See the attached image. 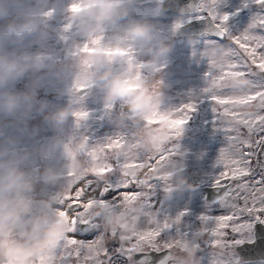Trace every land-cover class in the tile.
Listing matches in <instances>:
<instances>
[{
    "label": "rangeland",
    "instance_id": "1",
    "mask_svg": "<svg viewBox=\"0 0 264 264\" xmlns=\"http://www.w3.org/2000/svg\"><path fill=\"white\" fill-rule=\"evenodd\" d=\"M165 0H135V3L130 6V17L147 21L153 26L154 41L151 46V51L154 52L159 44L171 46V52L166 60L160 61L157 68L164 65L160 71L142 69V74L146 77L150 90L158 98H162L159 110L155 117L149 122V127H160L165 133V142L163 149L160 151L149 150L142 142L141 134L146 126L143 122L134 123L126 120L124 125H119V116L127 109L116 104L112 109H104L99 102V93L95 89L89 94L82 97L75 119L69 118L65 125V132L62 137V143L59 148L54 149V156L51 159H44L40 156L34 157L32 166L42 167L44 164L55 167L58 171L64 169V165L68 163L69 156L78 161L79 170L77 172L64 171L57 186L52 191H60L69 196L70 201L73 193V188L79 182L72 183L68 187L69 181L73 180L76 173L89 170V152L94 153V148L91 144L101 141L105 148L112 145L114 139L124 137L128 144L133 145L129 161V167L126 169L128 177L135 183L147 189L153 184H157L154 191H149L148 200L151 208H146L145 211H150L156 214L157 218L175 219L181 213L184 215L181 218L180 230L182 233L187 232L189 236L180 239L177 248L171 249L174 260L172 264H188L185 254V249L188 246L197 249L196 260L198 264H264V262L246 263L236 252V248L246 242L255 240L254 228L260 222L255 218L245 216V222L252 224V229L249 235L239 236L232 235L228 237L229 241L242 239L243 242L238 245H233L228 250L222 249L219 246H213V241L216 239L208 233L209 225L207 222L201 223L200 217L209 215L210 217H219L228 212L224 204L209 203L206 200L204 192L195 194L194 191H185L182 194L174 196L171 200H163L161 191L165 183V173L178 171L187 179L189 184L195 185V189L213 186L212 177L218 175L220 168L216 166L220 150L227 147V137L235 135V133H225L223 130H217L214 122L216 116L212 111V102L210 99L204 98L203 89L207 87L206 73L209 67L216 69L226 65L229 61L227 48L224 44L228 43L226 39H217L208 35L191 38H177V33L181 26L188 23V20H196L195 14H175L165 15L161 11V7ZM248 6H244V0H220L217 6L218 14H228V28L231 34L238 35L249 28L256 16H264V10L256 4H252L253 0H246ZM70 3V0H48L46 11H52V16L47 20V40L43 47L39 43H35L33 38L29 37L23 42L22 46L9 45V50L16 48L18 52L27 51L32 54L40 52H50L52 60L48 63L51 68L45 67L40 72L33 75L29 73L26 77L19 81L15 89L17 91L26 90V86L30 85L32 80L37 77L41 78L42 86L38 89V99L47 100L53 105L64 107L67 105L68 96L59 95L66 88L65 76H57L60 68L65 65H71L72 53L76 51L77 45L83 43L79 36L74 34L73 29L65 31L67 21L64 8ZM206 18V14H205ZM124 23V22H122ZM255 34L264 36V28H256ZM209 43V44H208ZM208 44V46H206ZM233 47H236L233 45ZM195 51L196 55H193ZM140 59V62H145L152 59V55H145ZM254 83H264L258 76L245 77H229L224 81V87L227 89L228 95L226 99L220 102V107L230 101L237 100L243 94L248 93ZM68 84L72 83L71 78L67 80ZM187 103H195L194 111L190 113V119L184 125V130L181 131V125L177 123L173 115L175 109L181 108ZM219 107V106H218ZM45 110V114L47 111ZM247 114H251V109L246 110ZM88 113L86 119L78 121V115ZM2 118H0V121ZM231 126H236L238 121L235 119L229 120ZM32 127H38L39 133L32 137L30 135ZM8 137H19V148L26 149L28 152H33L47 145V142L55 133L48 129L43 123V116L33 115L29 121V133L21 135L19 131L9 128L6 129ZM241 131L247 135L246 129ZM86 136L89 139L87 151L82 145H86ZM255 138V135L254 137ZM159 144L160 142L157 141ZM238 146H233L231 150H237ZM106 151H109L106 149ZM117 151L113 149L108 155L111 156ZM259 151V149H257ZM155 159V163L149 165L148 158ZM94 171L98 174L99 179H103V167H96ZM147 184L143 182L145 173H157ZM259 171V169H257ZM91 176L85 177L90 179ZM258 178V177H257ZM250 179V178H245ZM224 183V182H223ZM230 183H234L230 181ZM84 184V183H82ZM225 184V183H224ZM122 191L138 192L139 190L133 187ZM259 196V193H256ZM85 196V197H84ZM80 197V200H86L87 195ZM232 197L226 198L225 203L230 204ZM64 204L58 207L64 210ZM243 206V200H238ZM100 208H105L107 211L100 219H94V225L99 227L104 232L119 231L120 216L114 209L111 202H101L98 200L89 201L85 208V218L91 221V212ZM109 215V217H107ZM142 220L144 218H141ZM230 231V230H225ZM82 232H79L80 235ZM70 234V233H69ZM172 235H175L173 230ZM91 237V234H90ZM169 238V233H163L161 239ZM159 239V238H158ZM110 246V247H109ZM119 244L112 240L107 244L108 255L104 257L108 264H112V260H116L117 264H147L135 261L134 255L131 257L119 251ZM129 251L140 252L141 249L129 244ZM155 251V250H149ZM68 264H77V257L73 253L72 256L66 257ZM83 261V254L81 256ZM56 264H59V257L56 259ZM83 264H90V261H83ZM167 264V263H166ZM171 264V262H169Z\"/></svg>",
    "mask_w": 264,
    "mask_h": 264
},
{
    "label": "clouds",
    "instance_id": "2",
    "mask_svg": "<svg viewBox=\"0 0 264 264\" xmlns=\"http://www.w3.org/2000/svg\"><path fill=\"white\" fill-rule=\"evenodd\" d=\"M47 3L48 0H0V264H56V253L69 236L71 218L62 215L58 207L63 204V194L52 189L64 171L79 170L78 161L68 153V163L59 171L48 164L41 170L32 166V161L36 156L53 158V150L63 142L66 123L77 115L81 92L98 91L104 109L123 105L127 111L119 116L121 126L126 120L143 122L146 126L141 138L147 149L162 150L167 135L160 127L147 126L156 116L162 98L153 94L141 70L160 71L164 65L157 68V64L167 59L171 46L159 44L151 51L153 26L130 17V6L135 0H70L64 8V30L73 29L83 41L72 53V64L56 73L58 77L65 76L66 88L58 96H68L66 106L38 99L40 77L32 80L26 90L15 89L27 74L35 75L52 67L48 63L52 60L50 52L9 50V45L22 46L29 37L43 47L47 40L46 22L53 14L45 10ZM149 54L151 60L140 62L139 58ZM69 77L71 84L67 83ZM34 114L43 116L44 125L55 135L46 146L30 153L19 148V137H8L5 129L11 127L21 135L28 134ZM38 133L39 128L32 127L30 135L35 137ZM159 174L145 173L143 182L147 184ZM165 176L161 189L165 201L195 190L196 186L178 171ZM106 211L97 209L91 217L100 219ZM196 252L191 246L185 249L188 264H198Z\"/></svg>",
    "mask_w": 264,
    "mask_h": 264
},
{
    "label": "snow or ice",
    "instance_id": "3",
    "mask_svg": "<svg viewBox=\"0 0 264 264\" xmlns=\"http://www.w3.org/2000/svg\"><path fill=\"white\" fill-rule=\"evenodd\" d=\"M219 2L220 0H201L193 11L198 14L196 19H204L206 14L215 29V34L228 41L224 45L230 59L219 69L208 68L207 87L203 89V93L204 98L212 102V111L216 116L214 124L217 130L235 133V135L227 137V147L220 150L216 160V166L220 168V172L212 177L213 186L224 189V194L218 203L224 204L228 212L219 217L203 215L200 217V222L211 225L208 233L216 238L212 242L213 246L228 250L233 245L243 242L242 239L229 241V236L236 234L243 237L250 234L252 224L245 222L249 217L264 222V83L252 81V87L248 93L237 100L230 101L223 108L220 107V102L228 95L224 87V81L227 78L233 76L248 78L264 74V36L254 32L258 27L264 28V16L254 17L247 30L233 35L227 26L230 16L217 13ZM252 4L264 5V0H253ZM244 6H248L246 0H244ZM190 22L191 19L188 20V23ZM193 55H196L195 51ZM195 107V103H187L181 108L172 110L177 123L181 125V131L184 130V125L190 119V113ZM248 109H251L250 115L247 114ZM88 116V113L78 115V121ZM232 119L238 121L236 126L228 123ZM242 128L247 130L246 136L241 131ZM254 135L255 138H253ZM87 145H89V139L86 136V145H82L85 151L88 150ZM91 146L94 148V153H88L89 170L76 173L68 184L70 187L72 183L85 181L83 187L76 190L75 196L67 205L72 215L70 216L68 211L61 210L62 215L71 218L69 233L73 235L67 237L64 246L56 253L59 264H68L66 257L72 256L73 253L77 257V264H83V261H90V264H108L104 257L108 255L107 244L112 240L117 241L120 246L119 251L129 257L149 250L165 251L177 248L180 239L189 236L187 232L182 233L180 230L184 213L175 219L166 217L160 220L156 214L145 211L146 208H151L148 193L154 191L157 184L144 189L131 178H126L128 177L126 169L130 166L129 161L132 159L130 152L134 146L128 144L124 137L114 139L108 148H105L101 141ZM233 146H238L237 150H231ZM113 149L117 151L109 156L108 153ZM155 162V159L148 158L149 165ZM96 167H103V179L98 178V174L94 171ZM87 176H91L92 179H85ZM225 180L234 183L224 184ZM133 187L139 191H122ZM256 193L260 195L257 196ZM84 195L88 198L81 201L80 197ZM229 196L232 197V202L226 204L225 200ZM66 199H69V196L63 197V204ZM241 199L243 206L237 203ZM92 200L111 202L116 211L120 209L117 212L121 224L119 231L104 232L85 218V205ZM73 202L76 206H73ZM245 216L247 219H243ZM84 228L91 232L90 239L78 237L77 234ZM173 230L175 235H172ZM166 232L169 233V238L162 240L161 236ZM129 244L140 248L141 251H129ZM168 252L167 264L169 262L172 264L174 255L171 251ZM82 254L83 261L80 259Z\"/></svg>",
    "mask_w": 264,
    "mask_h": 264
},
{
    "label": "water",
    "instance_id": "4",
    "mask_svg": "<svg viewBox=\"0 0 264 264\" xmlns=\"http://www.w3.org/2000/svg\"><path fill=\"white\" fill-rule=\"evenodd\" d=\"M200 3L201 0H165L161 7V11L165 15L195 14L196 12L193 11V8L197 7ZM257 6L264 10V5ZM205 35L217 39H222L215 34V29L213 28L210 20L207 19V17L204 19L193 20L190 23H186L181 26L177 33V38L201 37ZM258 77L264 81V74L258 75ZM89 93L90 91L85 90L84 92L80 93V96L83 97ZM0 123H3V121L1 120ZM7 123L10 125L12 121H7ZM223 182L225 184L230 183L229 180H225ZM223 191L224 189H217L214 186H209L203 189H195L194 193L199 194L204 192L206 194L207 202L217 203L219 199L223 196ZM73 206H76V204H74ZM107 217H109V215ZM82 230L85 232L88 231L86 230V228ZM254 233V241L246 242L236 248L237 254L246 263L264 262V224H256L254 228ZM168 251L171 250L141 252L135 254L134 259L135 261L140 263L148 262V264H166V258L169 256Z\"/></svg>",
    "mask_w": 264,
    "mask_h": 264
},
{
    "label": "built area",
    "instance_id": "5",
    "mask_svg": "<svg viewBox=\"0 0 264 264\" xmlns=\"http://www.w3.org/2000/svg\"><path fill=\"white\" fill-rule=\"evenodd\" d=\"M90 179H92V178H90ZM85 182V181H84ZM84 182H81V183H79L75 188H74V190H73V197L75 196V192H76V190L78 189V188H82L83 187V185L84 184H82V183H84ZM85 197V196H84ZM81 201H82V199H81ZM84 201V200H83ZM71 202V200L70 201H68L67 203H66V207H67V205L69 204ZM112 264H117V262H116V260L114 259V260H112Z\"/></svg>",
    "mask_w": 264,
    "mask_h": 264
},
{
    "label": "flooded vegetation",
    "instance_id": "6",
    "mask_svg": "<svg viewBox=\"0 0 264 264\" xmlns=\"http://www.w3.org/2000/svg\"><path fill=\"white\" fill-rule=\"evenodd\" d=\"M93 225H94V219H92L91 221H90ZM81 232L83 233V234H91V232H85V231H83V230H81ZM91 236H92V234H91ZM91 238V237H90ZM147 264H148V262H146Z\"/></svg>",
    "mask_w": 264,
    "mask_h": 264
},
{
    "label": "trees",
    "instance_id": "7",
    "mask_svg": "<svg viewBox=\"0 0 264 264\" xmlns=\"http://www.w3.org/2000/svg\"><path fill=\"white\" fill-rule=\"evenodd\" d=\"M110 247V246H109Z\"/></svg>",
    "mask_w": 264,
    "mask_h": 264
}]
</instances>
